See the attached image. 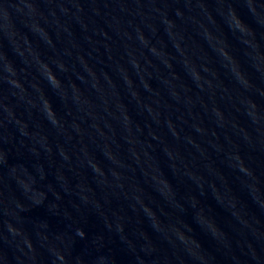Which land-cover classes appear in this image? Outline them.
<instances>
[{
  "label": "water",
  "instance_id": "1",
  "mask_svg": "<svg viewBox=\"0 0 264 264\" xmlns=\"http://www.w3.org/2000/svg\"><path fill=\"white\" fill-rule=\"evenodd\" d=\"M0 130L102 264H264V0H0Z\"/></svg>",
  "mask_w": 264,
  "mask_h": 264
}]
</instances>
